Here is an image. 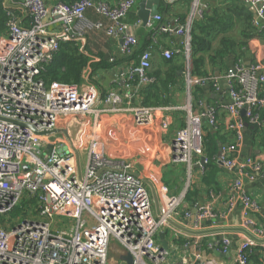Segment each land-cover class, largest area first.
Returning a JSON list of instances; mask_svg holds the SVG:
<instances>
[{
    "label": "built area",
    "instance_id": "1",
    "mask_svg": "<svg viewBox=\"0 0 264 264\" xmlns=\"http://www.w3.org/2000/svg\"><path fill=\"white\" fill-rule=\"evenodd\" d=\"M137 1L111 4L108 0H56L49 7L45 0H19L28 26L14 11L7 10L6 35L0 38V216L22 206L39 220L24 221L12 230L6 229L9 224L0 222V264H128L124 258L129 255L132 264H148L147 260L161 264L165 258L167 252L157 245V237L177 214L183 197L172 196L162 184L157 192L161 215L155 219L151 193L134 175L135 164L120 156L107 157L95 136L102 112H121L124 105L137 128L150 127L156 120L162 128H169V122L156 112L158 109L132 106L142 90L155 83L149 75L152 49H144L138 62L129 60L122 90L103 93L85 82L86 72L82 74L83 84L47 85L42 79L45 66L60 44L82 36L76 35L73 27L84 20L88 10L109 20L105 33L121 38V53L131 58L140 48L133 30L139 22L130 24L127 18ZM242 1L255 12L253 26L263 30L264 0ZM191 2L184 24L160 25L154 33L183 38L182 48L166 49L162 55L166 60L183 57L182 75L189 94L209 87L221 95L226 83L230 102L223 107L232 118L229 127L236 140L222 145L217 159L228 170L238 172L229 207H239L244 227L254 229L253 217L260 206L246 192L244 180L253 179L249 170H259L260 166L253 160L240 165L236 156L245 119L259 123L264 116V62L246 65L239 60L223 75H194L191 29L206 5L205 0ZM155 20L162 18L156 16ZM152 24L149 21L148 25ZM94 27L103 30L101 23ZM198 104L206 106V113L190 114L186 126L174 134V162L205 169L208 157L201 119L206 118L216 130L218 117L213 105L205 104L203 99H198ZM62 130H67L73 145ZM185 216L191 217V213L187 211ZM212 216L209 208H201L194 214V228H200ZM255 233L239 243L233 264H250L255 244L251 236L261 235L264 230L255 228ZM113 243L122 248L124 261H111ZM230 244L224 238L217 245L226 251Z\"/></svg>",
    "mask_w": 264,
    "mask_h": 264
},
{
    "label": "crops",
    "instance_id": "2",
    "mask_svg": "<svg viewBox=\"0 0 264 264\" xmlns=\"http://www.w3.org/2000/svg\"><path fill=\"white\" fill-rule=\"evenodd\" d=\"M66 1L74 2L76 0ZM108 1L111 4H117L120 0ZM3 2L8 10L14 11L21 17L24 26H28L29 21H26L19 0H3ZM45 2L49 7H52L56 0H45ZM191 3V0H138L128 15V23L139 22L133 28L139 40V46L152 49L153 68L159 64L166 49L182 48L183 46L182 37L175 34H155V30L164 24L180 25L181 21L190 13ZM142 4H149L154 8L153 14L150 16V22H153L152 26H144L138 15ZM251 11L255 18L254 10L251 9ZM155 14H158L157 16H160L162 20L156 21ZM96 23H101L103 30L96 29L94 27ZM108 25L109 20L94 10H88L84 20L73 27L76 35H82L76 40L81 44V51L89 58V63L82 73L86 72L85 82L95 85L103 93L113 89H123L129 66V61L121 53L122 39L110 37L105 33L104 29ZM219 41L220 39L215 42L214 49L219 47ZM175 60L184 65L183 57L179 56ZM232 60L233 58L230 56L228 64L222 72L214 70L210 63L207 65V70L217 75H223L229 63L235 61ZM239 60L246 65L264 62V43L261 42L255 48L247 50ZM99 64H104L105 67L97 66ZM95 65L96 68H93ZM83 83L84 79L82 78L81 84ZM226 90L227 85L224 82L221 95L215 94L209 87L195 89L189 94L181 71L177 83L169 87L170 95L166 99V104L149 106L158 109L156 112H160L159 115L169 122L168 129L162 128L160 120H156L155 124L150 127L137 128L134 125L132 114L127 111V105H124L125 108H121L124 110L121 112H102L95 127L96 139L102 143L104 154L107 157L113 159L120 156L125 161L134 163L133 173L151 182L155 186L156 192L164 184L169 188L172 196L183 197L177 214L171 218L183 230L169 223L157 237L159 247L163 245L160 238L161 233L164 234V240L168 244L167 254L161 264H233L239 243L244 241L247 236L255 235V228L264 230V116L262 122L259 123L245 119L243 139L236 156L237 163L240 165L248 160H253L260 166L259 170H249L253 179L245 177L244 180L246 192L260 206L258 213L253 217L254 229L244 227V219L239 207L232 209L229 207V198L233 183L239 177L238 172L228 170L217 159L216 173L213 177L211 176L213 180L206 183L204 181L205 169L197 165L187 166L174 162V134L186 126L190 114L206 113V106H200L198 99H203L205 104L213 105L217 110L218 125L216 130L210 127L206 118L201 119L204 137L208 131H211L219 132L225 140V144L236 140L234 131L229 127L232 118L223 107L230 102ZM143 98L141 92L133 100L132 106L143 105ZM104 107V105L98 106L100 109H104ZM89 122L93 124L92 118ZM220 147L221 145H219V152ZM147 187L150 191L148 185ZM151 197L154 218L159 219L160 207L156 205L152 194ZM203 207L209 208L213 216L205 219L202 226L195 229L194 214ZM187 211L191 213V217L185 216ZM254 237L259 241H254L250 264H264V233ZM224 238H228L231 242L226 251L217 245ZM193 256L196 260L192 259Z\"/></svg>",
    "mask_w": 264,
    "mask_h": 264
},
{
    "label": "trees",
    "instance_id": "3",
    "mask_svg": "<svg viewBox=\"0 0 264 264\" xmlns=\"http://www.w3.org/2000/svg\"><path fill=\"white\" fill-rule=\"evenodd\" d=\"M205 5L202 17L194 20L191 29L192 73L201 77L215 74L207 70L208 63L214 67V70L222 72L230 56L235 60L234 62H237L247 50L255 48L261 42L264 43V29L259 31L253 26V12L242 0H219L218 2L205 0ZM7 10L3 0H0V38L6 35V23L9 18ZM185 21L186 18L181 21V24ZM219 39V47L214 49V44ZM144 49L146 48L140 47L131 58L126 60L132 59L138 62ZM176 58L166 60L162 56L159 64H156L155 68L152 67L149 75L155 79V83L143 89V106L166 104V99L170 95L169 87L177 83L179 72L184 69V65L176 62ZM88 63L89 58L81 51V44L77 40L63 42L51 62L45 66L42 79L47 85L54 82L81 84L82 73ZM97 66L105 67L104 64ZM93 68H96V65ZM224 144L225 140L219 132L208 131L203 137V145L208 157L204 177L206 183L213 180L212 177L217 170L216 157L219 145ZM209 168L211 170L208 171Z\"/></svg>",
    "mask_w": 264,
    "mask_h": 264
},
{
    "label": "rangeland",
    "instance_id": "4",
    "mask_svg": "<svg viewBox=\"0 0 264 264\" xmlns=\"http://www.w3.org/2000/svg\"><path fill=\"white\" fill-rule=\"evenodd\" d=\"M18 207L15 211H13L12 213L6 215V216H0V222L1 223H7L10 225V227H6L7 230H12L13 228L17 227L19 224H21L24 221H38V218L34 217V214L32 212H30L29 209H27L26 207ZM61 221H63L66 225H68V223L70 224V221L68 219H63L61 218ZM74 223V222H73ZM122 253L123 250L120 247V245H118L117 243H113L112 244V249H111V253H110V259L111 261L113 260H123L122 257ZM148 264H154L151 261L147 260Z\"/></svg>",
    "mask_w": 264,
    "mask_h": 264
},
{
    "label": "water",
    "instance_id": "5",
    "mask_svg": "<svg viewBox=\"0 0 264 264\" xmlns=\"http://www.w3.org/2000/svg\"><path fill=\"white\" fill-rule=\"evenodd\" d=\"M145 3H146V2H145ZM153 11H154L153 6H151V5H149V4H142V5L140 6V11H139L138 15H139L140 19L143 21V25H144V26H147V25H148V23H149V21H150V16H151V14H153ZM156 11H157V10L155 9V12H156ZM157 15H158V14H155V16H157ZM62 132H63V134H65V136L67 137V139H68L69 141H71V143H72V145H73V142H72L73 140H72L71 136L69 135V133L67 132V130H62ZM73 147H74V146H73ZM50 149H51V148H49L48 150L50 151ZM219 155H220V152H219L218 156H219ZM134 175H136L137 177H139L137 174H134ZM140 178L143 180V182H144L146 185L149 186L150 191H151V194H152V196H153V198H154V201H155L156 205L158 206V205H159V201H158V196H157V192H156L155 186H154L151 182H149L148 180H146L145 178H143V177H141V176H140ZM168 222H169L171 225H173L174 227L183 230L182 227H180L178 224H176V223H175L174 221H172L171 219H170ZM164 237H165L164 234L161 233V234H160V238H161L162 241H163V245H162V247H160V249H161L162 251H166V249L168 248V244H167V242L164 240ZM251 237H252V239H253L254 241H259V240H257L254 236H251ZM192 259L196 260L195 256H193ZM124 260H125L128 264H132V257H131L130 255L127 256V257H125Z\"/></svg>",
    "mask_w": 264,
    "mask_h": 264
}]
</instances>
